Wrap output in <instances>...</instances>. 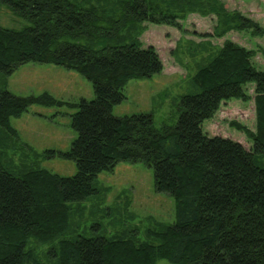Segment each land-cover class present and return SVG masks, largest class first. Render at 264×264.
Here are the masks:
<instances>
[{
    "label": "trees",
    "instance_id": "1",
    "mask_svg": "<svg viewBox=\"0 0 264 264\" xmlns=\"http://www.w3.org/2000/svg\"><path fill=\"white\" fill-rule=\"evenodd\" d=\"M29 20L20 28L0 25V74L12 75L27 62L75 70L93 83L95 96L65 102L48 92L21 96L0 88V133L17 138L11 118L34 104L68 105L77 110V131L68 151L48 156L76 161L78 171L62 176L47 168L18 169L0 162V264H45L33 242L51 244L55 264H264V70L257 50L226 39L193 76L199 89L182 97L175 124L158 129L152 113L118 116L132 79L162 72L157 49L138 34L144 22L180 27L189 13L217 15L213 35L264 27L221 0H3ZM255 85L256 129L241 125L252 139L241 142L209 135L203 122L222 102L249 100ZM121 161L145 162L154 170L157 191L172 195L173 223L135 235H72L73 204L100 193L96 178ZM72 235V236H71Z\"/></svg>",
    "mask_w": 264,
    "mask_h": 264
},
{
    "label": "rangeland",
    "instance_id": "2",
    "mask_svg": "<svg viewBox=\"0 0 264 264\" xmlns=\"http://www.w3.org/2000/svg\"><path fill=\"white\" fill-rule=\"evenodd\" d=\"M227 10H238L258 21L264 27V0H221ZM217 15L192 12L180 20L181 26L144 22L138 34L144 46L152 45L163 61L162 72L151 77L132 79L123 92L125 99L114 107L118 116L152 113L154 126L161 129L173 125L179 117L182 97L199 89L193 84L197 69L220 47L231 39L250 49L257 50L253 61L264 70V36L250 31H230L223 37L213 35ZM31 22L16 14L0 0V25L20 28ZM255 84L246 85L249 100L233 98L222 102L214 117L203 122L209 135H221L241 142L247 149L252 139L237 124L256 129ZM21 96L50 93L59 100L75 103L81 98H94L93 83L75 70L63 66L27 62L9 77L0 74V88ZM68 105H32L19 117H12L17 138L0 133V162L18 169L39 166L62 176H73L78 168L76 161L59 155L48 156L45 151H68L77 131L72 127V114ZM100 193L73 204V233L106 237L135 235L149 239L148 231L160 224L173 223L176 204L172 195L157 191L154 170L145 162L121 161L113 170L101 172L96 178ZM71 235V236H72ZM32 248L45 264H55L48 257L51 244L33 242ZM157 264H176L162 258Z\"/></svg>",
    "mask_w": 264,
    "mask_h": 264
}]
</instances>
